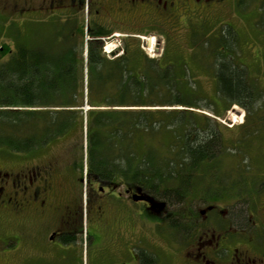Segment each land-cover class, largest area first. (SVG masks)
I'll return each instance as SVG.
<instances>
[{
    "label": "trees",
    "instance_id": "trees-1",
    "mask_svg": "<svg viewBox=\"0 0 264 264\" xmlns=\"http://www.w3.org/2000/svg\"><path fill=\"white\" fill-rule=\"evenodd\" d=\"M245 1L237 0V5ZM258 7L264 15V0ZM68 22L53 36L32 42L17 37L13 47L1 44L0 148L28 153L77 129L81 167L86 162L89 174L137 184L164 204L190 197L213 208L236 200L224 218L214 209L207 211L201 226L213 218L217 229L227 224L236 230L255 228L248 210L255 211L264 194V86L246 63H236L233 30L223 27L211 36L196 35L195 30L190 57L184 59L169 44L162 61L147 57L139 45L131 47L128 38L120 54L106 56L98 33L90 32L86 40L81 25ZM190 65L212 78L219 104L204 101L192 84ZM234 104L245 115L230 140L220 123L204 113L150 109L205 107L218 117ZM226 158L235 161L236 175H230ZM198 215L191 208L188 217H169L173 236L190 243Z\"/></svg>",
    "mask_w": 264,
    "mask_h": 264
},
{
    "label": "flooded vegetation",
    "instance_id": "flooded-vegetation-1",
    "mask_svg": "<svg viewBox=\"0 0 264 264\" xmlns=\"http://www.w3.org/2000/svg\"><path fill=\"white\" fill-rule=\"evenodd\" d=\"M59 1L62 0H48V7L53 8ZM190 1L195 9L190 7ZM219 1L94 2V6L91 5V33H98V39L103 40L115 34V30L125 28L131 31L122 33V36L156 33L168 37L163 30L168 26L167 22L169 26L172 23L175 26L178 22L187 26V19L193 16L188 14L197 11L198 5L201 10L204 5ZM87 5L91 8L90 3ZM180 9L186 10L181 11L183 14L189 13L178 19ZM96 15L107 21L97 22ZM142 20L150 23L139 25ZM108 21H113L114 25ZM138 25L146 27L140 28ZM195 30H191V36ZM216 32L212 35H217ZM165 42H168L166 38ZM48 145L28 153L11 150L5 153L0 150V261L17 264L21 259L29 262L35 257L34 262L39 264H56L63 248L69 249L81 243L97 252L99 260L104 262L102 264H155L154 254L158 251V245L152 241V236L159 225L160 200L137 184L123 179H100L89 174L86 162L83 161L84 166L81 167L77 146H71L68 159L65 158L64 162L58 164L56 160L49 161L46 159L50 148ZM216 205L206 207L204 221L208 218L209 210L214 209L218 215H222V210L216 209ZM208 221L211 226L206 225L202 229L206 238L201 240L198 235L196 245L210 248L209 252L216 255L215 261L224 264H264V243H253L252 237L251 240L245 239V232L246 237L252 235L245 228L230 230V224H227L224 229H217L212 224L213 218ZM252 223L257 225L255 219ZM242 241L253 243L260 254L251 256L248 250L236 246L230 248L231 243ZM144 243L150 246V251ZM209 252L199 251L188 261L193 264H216L212 259H206ZM227 253L230 254L229 260H224Z\"/></svg>",
    "mask_w": 264,
    "mask_h": 264
},
{
    "label": "rangeland",
    "instance_id": "rangeland-1",
    "mask_svg": "<svg viewBox=\"0 0 264 264\" xmlns=\"http://www.w3.org/2000/svg\"><path fill=\"white\" fill-rule=\"evenodd\" d=\"M99 1L105 2L106 0H74L73 2H71V0H62L51 8L48 7V0H0V46L1 44L6 43L13 47L17 37L20 40H28L32 42L33 40L43 39L46 36H53V34L57 31L63 32V23L64 21L67 22L68 19L69 22L67 25L70 24L76 27L81 25V28L84 29L85 39L89 40L91 36L90 32L92 31L90 24H92L91 20L93 19L91 14V5L94 6V2L96 3ZM88 3H90L91 8L88 7ZM189 5L192 9H195V5L191 1ZM204 6L205 7L201 10H199L200 6H197V11L199 13L194 11L183 14L181 12L183 9H180L178 19L182 18L183 15L186 16L188 13V15L193 16H191L190 19H187V26L180 22L176 23L175 26L173 23L169 26L170 23L167 22L168 26H165L163 30L166 31V35L168 34V37L156 33H149L137 37L122 36V33H130L131 30L125 28H121V30L117 29L114 32L115 34L104 38L102 52L106 56L120 54L124 45L123 38H128L127 43H129L131 47L139 45L143 53L149 58L160 59L162 52L164 53V50L168 49L170 44V46H173L180 53V55L184 57V59H187V57H190L192 52L190 43L192 29L197 30L196 35L211 36L214 32L219 30L221 31L223 27H230L237 36V42L233 47L235 59L237 58L236 63H246L249 67L250 73L255 74L256 76L255 78L253 76L252 77L259 80V84L264 86V15H262L259 10V0H247L240 7L237 5V0H221L219 2H215L214 4L209 3ZM96 16L97 22L102 23L107 21L102 19V16L100 15ZM185 18H183V20ZM204 18L206 20L202 21L201 19ZM260 18H262V21H260ZM146 21L147 20H142L139 22V25L149 22ZM112 22L108 21L110 25H114ZM146 26H148V24ZM146 26L139 27L145 28ZM117 34H120V36H117ZM148 38L153 41L151 48L149 47ZM165 38L168 42H165ZM167 43L168 45H166ZM161 60L165 61L167 59L162 57ZM191 69L194 70L191 74L194 78V81L191 80L192 84L194 83L195 86L198 87L201 95L204 97V101L207 99L210 102L218 103L215 94V86L212 82V78L206 70L201 69L202 71H199L196 66L191 67ZM200 103L202 105L205 104L203 101ZM206 103H208V101ZM87 108L89 107L84 106V109ZM150 109H164L166 111H170L171 109H187L190 110V112L204 113L220 123L223 135L229 140L237 136L238 130H236V127L242 123L245 114L244 109L237 104L230 106L223 116L218 117L215 112L205 107L186 108L179 105H166L155 106ZM231 114L236 115V117L231 118ZM159 133L157 131L153 134V140L155 143L158 138L157 136H160L158 135ZM79 136L80 134L78 133V130L74 129L66 136L50 143L48 145L50 148L47 151L46 159L49 161L56 160L58 164L64 162L65 158L68 159L67 153L70 151L71 146L74 145L80 147L81 142ZM0 150L7 152V148H0ZM260 155L257 156L258 160H262ZM224 162L228 166L231 165L232 174L230 173V175H236L234 172V168H236L235 161L226 158ZM261 162L264 163V161ZM240 164L243 165L241 162ZM262 167V163H259L258 168L262 169ZM221 168L225 169V166L222 165ZM259 199L260 200L257 202V205L253 208L255 211L248 210V217L255 218L257 225H255V228H247L250 229L247 230V232L251 231V236L246 237V232L244 233V238H250L251 240L252 237L253 243L256 241L264 243V234L262 232V224L264 225V194ZM235 201L236 200L230 199L224 200L218 203V206L216 204H214V206L216 205V209L219 211L222 210L221 214L225 215L228 211V207H230V205ZM159 206V225H157V228L154 230L152 236V241L158 245V251L154 254L156 260L155 264H193L189 261L197 255L199 251L204 253L206 252V254L209 252L210 248L205 245H200V247L198 244L196 245V242H199L196 236L200 235L201 240L206 238V235L204 236L202 233L203 227H201V223L205 220L204 212L207 210L205 206L201 205L198 200H191L190 197H188V200L178 204H163L160 201ZM191 208H194L198 212L200 221L197 226V230L195 231V238L189 243L186 241V238L179 239L180 237L175 238V236H173V229L169 225L168 216L174 217L175 215H178L188 217L190 215ZM224 217L226 216H223L222 218ZM184 220L185 218L182 219V221ZM229 229L234 230L231 226ZM208 233H210L208 235H211V232ZM82 234L84 237L85 231H83ZM154 234L156 236H154ZM259 237H261V240ZM253 243L251 245V243L247 241H242L241 243L234 242L231 243L230 248L236 246L240 249L248 250V254L251 256H257L260 253L256 250ZM144 246H147L150 251V246L148 244L144 243ZM70 247L71 248L69 249H62V253L59 256L60 259H58L59 261L56 264L104 263L102 259L99 260L98 253L93 251L92 248L86 244L80 243L76 246ZM195 247L199 248L196 249ZM229 257L230 254L227 253L226 259L224 260H229ZM33 258L35 257H32V260L29 262H24V260L21 259L17 264H39L38 262H34L36 260ZM209 258L216 264H224L221 261H215L217 260L216 255H212L210 252L208 253L206 259ZM0 264L6 263L0 261Z\"/></svg>",
    "mask_w": 264,
    "mask_h": 264
},
{
    "label": "bare ground",
    "instance_id": "bare-ground-1",
    "mask_svg": "<svg viewBox=\"0 0 264 264\" xmlns=\"http://www.w3.org/2000/svg\"><path fill=\"white\" fill-rule=\"evenodd\" d=\"M148 41H149V44H150V43H153L152 39H149ZM149 47L151 48V47H152V44H150ZM110 48H111V47H110ZM244 115H245V114H244ZM233 117H236V115L231 114V118H233Z\"/></svg>",
    "mask_w": 264,
    "mask_h": 264
}]
</instances>
